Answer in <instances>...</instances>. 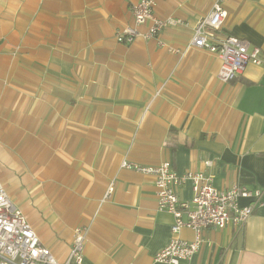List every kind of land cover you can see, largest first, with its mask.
<instances>
[{"label":"crops","instance_id":"crops-1","mask_svg":"<svg viewBox=\"0 0 264 264\" xmlns=\"http://www.w3.org/2000/svg\"><path fill=\"white\" fill-rule=\"evenodd\" d=\"M136 1L0 0V182L59 262L89 227L81 264H165L154 256L173 216L158 210L155 177L123 160L262 189L240 232L208 227L178 264H264V62L222 82L217 55L189 46L215 0H155L156 17L183 24L159 33L164 45L118 43ZM222 7L217 38L247 40L264 59V0ZM177 194L190 201L191 181Z\"/></svg>","mask_w":264,"mask_h":264},{"label":"built area","instance_id":"built-area-1","mask_svg":"<svg viewBox=\"0 0 264 264\" xmlns=\"http://www.w3.org/2000/svg\"><path fill=\"white\" fill-rule=\"evenodd\" d=\"M223 1L215 0L209 13L197 21L189 46L217 55L220 60L217 78L222 82H230L243 73L248 63L260 65L264 59L260 48L250 46L247 40L231 35L217 38L216 33L226 18ZM154 6L155 0L133 2L130 10L133 23L117 32L116 41L129 45L137 38H155L160 45H164L159 33L167 26L183 22L172 17H156L153 13ZM147 22V29L141 31L139 27ZM170 50L173 51L171 48ZM121 167L153 175L158 210L167 211L173 216L172 238L154 256V261L158 263L178 264L180 260L190 258L200 247L202 234L208 227L224 228L232 224L235 231L240 232L255 208L261 204L262 189H250L237 184L230 188L217 189L213 187L210 176L190 170L179 175L169 162L158 166H140L123 160ZM186 180H190L192 184L193 195L190 201L181 200L177 194V187ZM110 191L111 189L108 193ZM241 198H248L250 202L241 206ZM184 228L194 233L192 241L178 236ZM88 231V226L74 230L68 259L59 262L50 250L42 245L0 182V264H81Z\"/></svg>","mask_w":264,"mask_h":264},{"label":"rangeland","instance_id":"rangeland-1","mask_svg":"<svg viewBox=\"0 0 264 264\" xmlns=\"http://www.w3.org/2000/svg\"><path fill=\"white\" fill-rule=\"evenodd\" d=\"M154 13V12H153ZM140 28V27H139Z\"/></svg>","mask_w":264,"mask_h":264}]
</instances>
